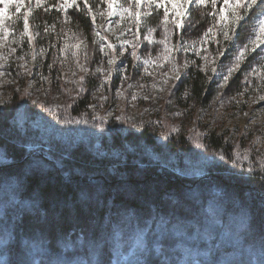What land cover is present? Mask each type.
Instances as JSON below:
<instances>
[{
	"label": "rangeland",
	"instance_id": "374dc122",
	"mask_svg": "<svg viewBox=\"0 0 264 264\" xmlns=\"http://www.w3.org/2000/svg\"><path fill=\"white\" fill-rule=\"evenodd\" d=\"M92 1L91 13L78 0L81 11L66 17L51 7L59 0L40 8L24 0L19 14L9 9L8 35L0 32V154L9 162L0 163V204L21 183L20 222L9 221L0 264H255L264 236V45H248L254 18L230 30L210 3L193 2L178 27L170 4L165 22L148 0H116L111 16L104 0ZM194 72L212 82L208 96L189 85ZM120 131L131 150L112 144ZM211 133L229 148L210 149ZM76 148L108 163L94 171L72 156ZM25 168L39 187L27 185ZM82 191L90 200L76 221L42 226L25 207L34 195L46 207L75 203Z\"/></svg>",
	"mask_w": 264,
	"mask_h": 264
},
{
	"label": "snow or ice",
	"instance_id": "6c2138e0",
	"mask_svg": "<svg viewBox=\"0 0 264 264\" xmlns=\"http://www.w3.org/2000/svg\"><path fill=\"white\" fill-rule=\"evenodd\" d=\"M31 3V0H29ZM43 0H35L36 8H40ZM83 8L86 9L87 13L93 11L92 7L88 5V0H82ZM107 4L108 15L111 16L114 14L115 2L116 0H104ZM149 6L155 4L156 9H163V15L165 22L170 16V11L168 5H171V15L172 18L180 17V20H177V26H181V21L184 15L189 14V6L194 2L198 6H204L211 4V9L213 10V15H218L220 21H227L225 24L226 27L229 25L232 26L230 30H234L235 26L241 25V22L245 21L246 18H254V24L252 25L248 39V45L252 46V50L261 47L264 45V0H223V6L219 8V12H216L218 0H148ZM135 6L140 7L141 0H134ZM0 4H3V7L0 8V32L4 33V36L8 35V26L5 21L11 19L9 16V9L11 6H15L16 14H19L21 9L24 7V0H0ZM55 7L58 11H61L65 14L66 17L70 16L73 12L81 11V3L78 0H59V3L51 5ZM47 11V9H45ZM128 11V9H124ZM225 12L229 13L228 16L225 15ZM31 14V9L24 13L23 16V33L22 35H27L29 31V15ZM103 16V13H99ZM137 20H139V13L134 14ZM92 21L95 22V16H92ZM212 29H208V32H211ZM99 36V32L96 33ZM207 35V33H205ZM224 35L227 38L229 32H225ZM28 39L31 40V36H28ZM101 39H106V37H101ZM148 39V37H145ZM248 45H244L240 53L243 57L245 50H247ZM74 47L79 48L80 45H74ZM102 50V49H101ZM63 51V49L61 50ZM135 55V52H133ZM109 63H114L110 60ZM97 71H101L97 69ZM231 72V69H229ZM64 123H72V121H64ZM79 123V121H77ZM86 123V121H85ZM4 155L0 154V163L7 165L9 162L4 159ZM247 158V157H245ZM4 171L3 168H0V172ZM30 174V169L25 168L23 175L27 176ZM7 183V181H4ZM21 187L19 179H16L12 182L10 186V194L8 196L7 204H0V233H4L5 239L0 240V245H7L9 239L14 234L15 223L20 222V216L18 210L21 206V201L18 199L17 193ZM90 196L88 193H81V199L78 202L70 201H58L53 200L49 206H44L40 202L38 195H34L31 198V202L25 205L28 213H30L37 223L42 226H57L65 219H71L76 221L79 219V211L83 209L84 206L88 204ZM77 204L81 207L78 209ZM15 215V223L9 224L10 219ZM142 239L136 241V247H142ZM23 264H35V261L32 259H25ZM114 264H120L119 260H116ZM241 264H253V261L249 259L247 262L242 261ZM255 264H264V236H262V243L259 256L255 258Z\"/></svg>",
	"mask_w": 264,
	"mask_h": 264
},
{
	"label": "trees",
	"instance_id": "16d2710c",
	"mask_svg": "<svg viewBox=\"0 0 264 264\" xmlns=\"http://www.w3.org/2000/svg\"><path fill=\"white\" fill-rule=\"evenodd\" d=\"M93 1L92 0H88V4L92 3ZM39 17H41V15H38ZM78 16L80 17V19L84 22L83 25H87L85 23L87 17H84V15L80 12L78 14ZM32 20H30L31 22ZM56 21L53 13L47 17L44 18V22L46 24H53L54 22ZM33 22V21H32ZM31 22V23H32ZM32 27H33V24H32ZM34 43H37V40L35 39L34 40ZM196 73V75H193L192 76V79L190 80V86L191 88L194 90L195 93L197 94H200L202 93L203 89H205L207 95L208 96V93L210 92L211 90V85H212V82L211 81H207L206 79H204L200 74L198 75L197 72H194ZM87 91H88V87H87ZM83 102H85V100L83 99H80L77 101V104H73V108L71 110V112H75L76 110V107H80L82 106ZM29 108L30 110V107L29 106H26ZM29 110H27V112H29ZM129 137L128 134H123L121 131L119 132V136H116L114 139L111 138V142L112 144L113 143H116L119 145V149H126V150H131L132 148V144H129L128 142H126L124 144V140H126L127 138ZM145 139H149L148 136L145 137ZM123 142V145H122V148H121V144ZM203 142L206 143V145L212 149L213 151L215 150L216 152L218 151H221V150H226V148H229V146L226 144V142L224 141V139L219 136V135H216V133H211V134H207L203 137ZM115 146L113 145L112 148H114ZM72 156L75 157L76 159H78V161H82L85 163V165L87 166H93L94 167V171H96V168L98 169L99 167L101 166H104L105 164H107L108 162H104L105 164H103V162H98L96 161H91V156L90 154H88L85 150H81L80 148H76L73 153H72ZM10 158L12 161L14 162H22L25 158V156L23 154H12L10 155ZM103 164V165H102ZM112 163L109 162V165H111ZM89 168V167H88ZM89 170V169H88ZM99 171H103L102 169H99ZM104 174L105 175V170L101 173V175ZM26 180V183L29 187H39L40 186V180H30L29 176H27V178H25ZM68 188V187H67Z\"/></svg>",
	"mask_w": 264,
	"mask_h": 264
},
{
	"label": "bare ground",
	"instance_id": "6f19581e",
	"mask_svg": "<svg viewBox=\"0 0 264 264\" xmlns=\"http://www.w3.org/2000/svg\"><path fill=\"white\" fill-rule=\"evenodd\" d=\"M42 264V263H41Z\"/></svg>",
	"mask_w": 264,
	"mask_h": 264
}]
</instances>
